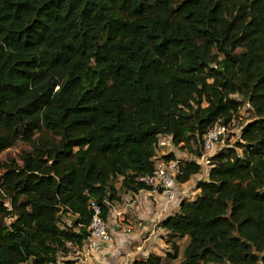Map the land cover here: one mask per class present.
Segmentation results:
<instances>
[{
	"label": "trees",
	"instance_id": "trees-1",
	"mask_svg": "<svg viewBox=\"0 0 264 264\" xmlns=\"http://www.w3.org/2000/svg\"><path fill=\"white\" fill-rule=\"evenodd\" d=\"M233 119L193 180L204 134ZM167 135L195 194L158 223L172 252L135 264H264V0H0V264L82 250L90 201L107 220L152 190L140 177ZM19 140L31 149L3 162Z\"/></svg>",
	"mask_w": 264,
	"mask_h": 264
},
{
	"label": "built area",
	"instance_id": "built-area-1",
	"mask_svg": "<svg viewBox=\"0 0 264 264\" xmlns=\"http://www.w3.org/2000/svg\"><path fill=\"white\" fill-rule=\"evenodd\" d=\"M236 125L235 119L231 123L226 124L222 121H217L203 136V149L204 155L198 160L200 164L209 163L208 157L226 147L232 146V141L235 138L234 133H238L239 130L234 128ZM235 127H238L237 125ZM159 146L161 151L153 156L155 162V168L153 172L148 173L140 177V181L150 186L152 190L142 189L136 194H127L122 198L123 203L126 207L139 204V195H144L148 197L151 192L158 193L163 197L165 206L168 207L173 203H178L180 197L178 198V190L180 185L177 181V175L181 172L179 159H167L163 158L164 154H167L168 148L174 149L175 146L172 143V136H163L159 140ZM138 195V196H136ZM141 197V196H140ZM92 210L91 222L88 226L89 236L86 244L83 246L82 250H78L70 241H67L68 247H73V251L70 252H60L57 263L51 264H66V260H74L79 255L85 256L86 254L94 256L99 252L104 245L109 249L115 248V244L112 240V233L110 232L108 221L103 216V207L97 200H91L89 204ZM128 231H131L129 228ZM78 256H75V254ZM76 257V258H75ZM79 258V257H78ZM27 264V263H23ZM107 264H117L112 261Z\"/></svg>",
	"mask_w": 264,
	"mask_h": 264
},
{
	"label": "rangeland",
	"instance_id": "rangeland-1",
	"mask_svg": "<svg viewBox=\"0 0 264 264\" xmlns=\"http://www.w3.org/2000/svg\"><path fill=\"white\" fill-rule=\"evenodd\" d=\"M252 117L253 116L251 112L247 111L246 108L242 109V117L241 119H239L240 125L247 123ZM237 137L238 136L236 135L234 139H236ZM30 149L31 146L27 142L19 140L12 147L2 152L1 160L3 162H7L8 159L15 158L16 160L20 161V154L22 153V151L30 150ZM166 150L167 152L174 151L177 154V156L182 159L188 156L187 151L183 150L180 147H175L173 150L168 148ZM209 170H210L209 163L204 164L203 170L200 173V175L193 177V180L197 181L199 179H207L209 176ZM186 185H184L185 188L180 186L179 191L183 196L193 197L195 194L194 193L195 191L193 190V183H189L188 187ZM174 204L176 205V202ZM123 207H124L123 200L115 202V204L113 205V209L110 212V216L107 219L110 232L112 233V240L116 246V249L114 251H118L120 255L114 256L113 254L114 251L107 250V251H103L105 253L99 256L101 254V252L99 251L96 253L97 258L99 260L106 261V264L112 261H115L117 264H135V259L140 257H146L151 252L163 256H166V254L172 252L171 246L166 243L165 239L162 236L165 233L163 229H157L156 233L152 235V239H149L147 240V242H145L146 238L150 236L148 232L144 233V230L148 229L146 228V226H148V221L142 220L134 216L130 210H128L125 214L122 215L118 214V212L122 210ZM129 228L131 229V231H128ZM137 234H140L139 239L134 238V235ZM180 243H181V253H182L186 246L187 241L184 239ZM104 247H106V245H104ZM117 248L119 250H117ZM132 251L134 252L139 251V252L135 255L129 254L132 253ZM179 259L177 260L167 259L166 261L167 264H177ZM89 260L93 264H97V261L94 260L93 258H89Z\"/></svg>",
	"mask_w": 264,
	"mask_h": 264
},
{
	"label": "crops",
	"instance_id": "crops-1",
	"mask_svg": "<svg viewBox=\"0 0 264 264\" xmlns=\"http://www.w3.org/2000/svg\"><path fill=\"white\" fill-rule=\"evenodd\" d=\"M186 186L188 187V185H186ZM136 196H138V195H136ZM178 209H179V202L176 203V205L173 203V204L169 205L168 207H166L165 202L163 201V197L158 193L151 192L148 197H144V195H139V204L131 205L128 207H126L124 205L123 209L120 210L118 212V214L122 215V214H125L128 210H130L134 216H136L142 220H147L148 226H146V228H148V229L144 230V233L148 232L150 235L149 237L146 238L145 242H147V240L152 239V235L154 233H156V231L158 229V227H157L158 223L161 221V219H163L164 217L174 213ZM139 235L140 234L134 235V238L139 239ZM115 249H116V246H115V248H112V249H109L108 247H104L100 250L101 254L99 256H101L105 253L103 251H107V250L114 251ZM117 250H119V249L117 248ZM138 252L139 251H135V252L132 251V253H129V254L135 255ZM113 254H114V256L120 255V253L118 251H114ZM133 255H130V256H133ZM89 258H93L94 260H96L97 264H106V261L99 260L97 258L96 254L94 256H90L88 254H86L84 257L79 256L78 264H93L89 260Z\"/></svg>",
	"mask_w": 264,
	"mask_h": 264
}]
</instances>
